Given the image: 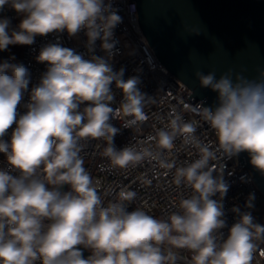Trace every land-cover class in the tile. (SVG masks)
<instances>
[{"label": "clouds", "instance_id": "1", "mask_svg": "<svg viewBox=\"0 0 264 264\" xmlns=\"http://www.w3.org/2000/svg\"><path fill=\"white\" fill-rule=\"evenodd\" d=\"M5 6L20 20L12 28L9 17L0 18V51L32 45L37 36L66 31L71 37L85 31L90 51L99 39L108 56L115 54L114 29L122 17L110 0H0V11ZM12 60L0 62V154L6 161L0 167V264H177L173 249L190 251V264H251L254 239L264 236V225L242 213L221 241L226 226L222 198L229 185L223 172L213 175L216 153L195 140L194 125L179 116L170 121L171 131L160 129L149 139L171 151L179 134L199 149L198 159L176 168L174 183L192 190L181 199V211L167 220L139 208L129 212L122 202L136 197L131 190L120 191L119 202L102 205L84 167L82 141L105 140L104 155L121 169L158 159L148 147L114 146L120 129L112 120L128 128L147 119L138 76L125 80L124 69L115 71L106 56L85 59L58 42L49 43L36 56L47 70L23 103L30 71ZM196 76L202 88L217 94L214 106L201 105V115L216 131L219 150L226 158L247 152L264 175V71L256 80L230 74L217 78L213 72ZM113 83L122 94L115 108ZM20 107L26 109L23 114ZM9 129L10 139L4 140ZM160 164L175 167L174 162ZM63 185L70 190L62 191ZM217 193L220 200L212 198ZM253 200L250 195L246 206L252 207ZM232 211L239 214L238 207ZM78 246L90 255L84 258Z\"/></svg>", "mask_w": 264, "mask_h": 264}, {"label": "built area", "instance_id": "2", "mask_svg": "<svg viewBox=\"0 0 264 264\" xmlns=\"http://www.w3.org/2000/svg\"><path fill=\"white\" fill-rule=\"evenodd\" d=\"M107 2L109 0H106ZM110 2L122 17V23L114 29L113 39L117 44L113 57L102 50L99 39L90 51L85 31L71 37L66 31L37 36L32 45L25 46L21 56L20 63L29 69L31 75L29 91L25 94L23 103L28 102L32 87L39 83L42 74L47 70L46 63L36 60L43 46L58 42L61 46L81 54L85 59H89L92 55L106 56L115 71L124 69L123 79L138 76L139 90L146 95L143 106V112L147 117L145 121L128 128L122 127V121L119 119L111 121L114 127L120 129L114 137V146L118 150L126 145L135 146L137 150L148 147L158 155V159H146L137 165H129L121 169L114 167L104 155V149L107 147L105 140L82 141L83 150L80 154L84 160V167L92 177L102 205L107 207L110 203L119 202L120 191L131 190L136 193V197L132 201L122 202L128 207L129 212L139 208L155 218L161 217L167 220L173 212L181 211L179 207L181 199L189 197L192 190L184 184L177 186L174 183L176 168L187 166L198 159L199 149L194 142L185 143L184 136L179 134L174 140L171 151L159 149L156 141L149 139L155 137L160 129L171 131L170 121L179 116L182 123L194 125L196 130L192 135L195 140L216 153V159L211 161L217 170L213 175L223 172L224 180L229 185L226 195L222 198L226 226L220 230L221 241L227 238L229 229L239 220L242 213H250L255 223L264 225V195L255 184L253 174L242 166L239 154L233 158H226L219 150L216 131L201 115V100L193 96L189 99L192 91L158 60L139 25L136 0H110ZM5 16L11 21L20 19L9 6H5L0 11V18ZM13 57L9 47L0 51V62ZM11 62H16L15 57ZM111 87L114 94L112 106L119 107L122 100L121 91L116 88L115 83ZM86 103L81 105V110ZM19 111L23 114L26 109L20 107ZM123 119H131V117H122ZM11 131L12 129H9L8 134L3 137L4 140L10 139ZM161 160L174 162L175 167L171 169L162 167ZM4 166L6 161L3 154H0V167ZM69 190L70 187L67 185L64 191ZM250 195L254 196V200L252 207L249 208L246 202ZM212 198L221 199L219 193ZM234 207L239 208V214L232 211ZM254 243L256 249L251 264H264V236L254 239ZM173 251L178 256L177 264H190L192 256L190 251L186 249H173ZM88 253L90 255L89 251Z\"/></svg>", "mask_w": 264, "mask_h": 264}, {"label": "water", "instance_id": "3", "mask_svg": "<svg viewBox=\"0 0 264 264\" xmlns=\"http://www.w3.org/2000/svg\"><path fill=\"white\" fill-rule=\"evenodd\" d=\"M139 25L158 60L204 106L217 94L202 88L197 72L256 80L264 71V0H136ZM264 195V175L239 153ZM67 185H63L64 191ZM83 257L89 253L83 249Z\"/></svg>", "mask_w": 264, "mask_h": 264}, {"label": "trees", "instance_id": "4", "mask_svg": "<svg viewBox=\"0 0 264 264\" xmlns=\"http://www.w3.org/2000/svg\"><path fill=\"white\" fill-rule=\"evenodd\" d=\"M19 20H15V21H11V27L12 28H15L18 23H19ZM26 45H10L9 46V51L13 54V56L15 57L16 59V62H20L21 61V56H22V52L24 50Z\"/></svg>", "mask_w": 264, "mask_h": 264}, {"label": "rangeland", "instance_id": "5", "mask_svg": "<svg viewBox=\"0 0 264 264\" xmlns=\"http://www.w3.org/2000/svg\"><path fill=\"white\" fill-rule=\"evenodd\" d=\"M157 219L163 220V218H161V217H157Z\"/></svg>", "mask_w": 264, "mask_h": 264}]
</instances>
